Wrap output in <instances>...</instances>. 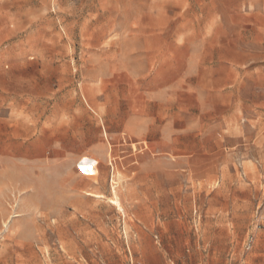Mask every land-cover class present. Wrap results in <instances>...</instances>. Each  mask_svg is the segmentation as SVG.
<instances>
[{
  "label": "rangeland",
  "instance_id": "1",
  "mask_svg": "<svg viewBox=\"0 0 264 264\" xmlns=\"http://www.w3.org/2000/svg\"><path fill=\"white\" fill-rule=\"evenodd\" d=\"M0 264H264V0H0Z\"/></svg>",
  "mask_w": 264,
  "mask_h": 264
},
{
  "label": "bare ground",
  "instance_id": "2",
  "mask_svg": "<svg viewBox=\"0 0 264 264\" xmlns=\"http://www.w3.org/2000/svg\"><path fill=\"white\" fill-rule=\"evenodd\" d=\"M114 196V199H111V203L116 204L118 207H120L118 196L116 194Z\"/></svg>",
  "mask_w": 264,
  "mask_h": 264
}]
</instances>
